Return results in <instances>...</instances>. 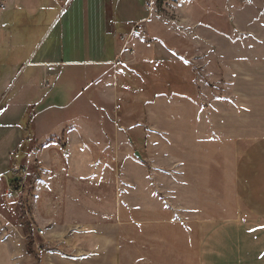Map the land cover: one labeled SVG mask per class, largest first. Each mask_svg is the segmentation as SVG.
<instances>
[{
    "label": "rangeland",
    "instance_id": "obj_1",
    "mask_svg": "<svg viewBox=\"0 0 264 264\" xmlns=\"http://www.w3.org/2000/svg\"><path fill=\"white\" fill-rule=\"evenodd\" d=\"M249 3L200 0L187 15L175 0L155 1L151 27L141 24L143 33L110 66L117 73L81 62L49 78L57 92L50 106L59 112L47 110L42 72L31 87L25 83L36 72L19 74L0 102V264H41L51 249L39 236L47 220L66 231L128 221L124 264H198L203 230L231 233L205 244L226 248L223 264H237L230 249L264 247V238H240L220 224L235 217L236 204L239 149L226 136L264 137V0L258 12ZM210 23L220 30L204 31ZM99 87L112 103L95 102ZM68 122L82 123L81 132L70 134ZM18 169L27 175L9 199Z\"/></svg>",
    "mask_w": 264,
    "mask_h": 264
},
{
    "label": "crops",
    "instance_id": "obj_2",
    "mask_svg": "<svg viewBox=\"0 0 264 264\" xmlns=\"http://www.w3.org/2000/svg\"><path fill=\"white\" fill-rule=\"evenodd\" d=\"M155 1L158 0L2 1L0 7V102L4 97L3 93H7L19 74L23 70L32 69L36 73L29 75V81L25 83V87L26 85L31 87L34 76L37 72H42V82L44 86L48 85L47 88L42 87L47 110L59 112L61 108L50 106L51 99L56 97L57 92L54 89L51 91L52 83L49 78L55 77L59 67H74L81 62L95 67H105L108 77H111L114 72L117 73V67L110 68V66L123 59L131 36L137 34L134 32L137 26L141 24L146 26L149 22L151 27L152 19L155 17ZM175 1L182 4L184 14L189 15L188 11L193 13L199 10L200 0ZM215 1L218 2L219 7V0ZM258 2L259 0H250L248 5L258 12ZM131 22L136 24L132 25ZM203 30L216 32L220 30V27L210 23ZM42 31H44L43 35ZM140 37L142 35L133 39ZM39 46H41L39 51H42L41 57H39V51L36 53ZM50 46L54 47V50H51ZM106 48H110L112 54H105ZM81 56H85L87 60H81ZM113 86L114 84L111 87ZM104 94L102 87L94 91L95 102H98L97 99L109 103L114 101L113 95L106 96L105 100ZM68 123L66 125L70 127L68 130L70 134L81 132L82 123ZM234 123L237 122L234 121ZM201 132L206 135V130L201 129ZM204 135L202 136L205 137ZM226 137L230 140L232 138L239 149L235 153L237 159L234 173L236 204L235 217L228 218L220 224L235 229L232 234L238 232L240 238L243 235L246 239L264 238V137L255 141H248L249 138L247 140L246 137L237 133L228 134ZM241 145L242 149H240ZM124 216L126 217L127 214L123 212ZM47 221L43 223L40 221L39 226L45 231L46 240L51 239L52 246L50 245L49 251L43 253L41 264H124V228L128 232V221H120L121 228L118 224L113 225L114 222L108 223L105 219L94 225L83 224V226L75 223L67 231L64 227ZM253 223H260V225ZM80 226H83L82 231H78ZM204 231L198 247V264H223L219 261L223 259L224 254H227L226 248L222 250V247L219 249L215 247V251H212L205 244L207 240L217 238V235L218 239H224L231 233L225 231L214 234L213 231L206 233ZM55 239L58 243H54ZM66 244L77 250L66 251ZM66 252L73 254V257H64ZM229 254L238 255L237 264H251L250 256L252 255L257 258V264H264V247L253 249L247 245L244 250L242 247L230 249ZM226 260V264L229 261L232 262V258Z\"/></svg>",
    "mask_w": 264,
    "mask_h": 264
},
{
    "label": "trees",
    "instance_id": "obj_3",
    "mask_svg": "<svg viewBox=\"0 0 264 264\" xmlns=\"http://www.w3.org/2000/svg\"><path fill=\"white\" fill-rule=\"evenodd\" d=\"M1 1L2 0H0V7H1ZM31 127H32V122L29 124L28 128L26 130H24L25 133L29 134V136H30L29 139H31V135H30ZM23 142H25V141H23ZM20 172H21V170L18 169L16 171H14L13 173H11L12 177H11L10 186L16 191V193L21 191L20 187H21V184H22V178L20 177ZM22 210H24V209L22 208ZM25 216H26V212L22 211V217L20 218L21 222L24 221V217Z\"/></svg>",
    "mask_w": 264,
    "mask_h": 264
},
{
    "label": "built area",
    "instance_id": "obj_4",
    "mask_svg": "<svg viewBox=\"0 0 264 264\" xmlns=\"http://www.w3.org/2000/svg\"><path fill=\"white\" fill-rule=\"evenodd\" d=\"M2 1H4V0H2ZM2 1H1V3H2ZM142 31H143V27L139 25V26L136 27V30H135L134 32H137V33H143ZM26 175H27V171H26V170H22V171L20 172V177H21V178H25ZM15 194H16V191H15L11 186H9V187H8V191H7V196H8V198H9V199H12V198L14 197ZM39 236H40V237H45V231H44V230H41V231L39 232ZM36 249H37V250H40L41 247L38 246Z\"/></svg>",
    "mask_w": 264,
    "mask_h": 264
}]
</instances>
